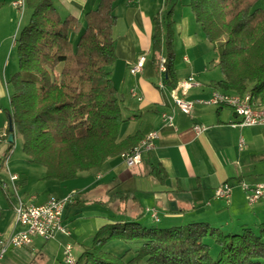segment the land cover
I'll list each match as a JSON object with an SVG mask.
<instances>
[{"label":"trees","instance_id":"obj_1","mask_svg":"<svg viewBox=\"0 0 264 264\" xmlns=\"http://www.w3.org/2000/svg\"><path fill=\"white\" fill-rule=\"evenodd\" d=\"M25 1L31 16L16 36L19 68L8 80L12 85L8 119L22 139L26 160L45 167L44 179L63 181L99 169L146 134L137 130L120 135L127 118L110 68L116 60L114 0H100L83 21L74 15L63 17L54 0ZM190 4L219 52L224 78L216 86L250 93L264 105V9L253 7L254 0H191ZM82 27L73 42L70 32ZM174 35L172 7L163 17L154 16L151 47L157 68L164 58L163 79L172 87L181 83ZM10 133L8 125L0 135V145L7 142L0 154V168L15 148ZM149 155V174L164 182L166 168L152 151ZM136 201L130 190H115L101 201L123 218L100 227L92 242L82 245L76 264H264V220L255 226L244 224L239 232L224 231L205 221L145 225L141 222L144 212L136 208ZM117 239L130 244L123 254L105 249ZM208 239L219 245L215 258Z\"/></svg>","mask_w":264,"mask_h":264},{"label":"crops","instance_id":"obj_2","mask_svg":"<svg viewBox=\"0 0 264 264\" xmlns=\"http://www.w3.org/2000/svg\"><path fill=\"white\" fill-rule=\"evenodd\" d=\"M99 2L54 0L63 17L74 15L80 21ZM190 3L191 0H114L117 16L113 26L116 60L110 68L113 83L122 99L123 115L127 118L122 124L120 135L124 137L137 130L145 134L158 130L156 147L150 151L168 172L164 182L149 174L150 151L136 165L129 166L121 155H116L106 160L99 169L83 171L77 177L63 181L44 179L45 169L39 171L37 165L30 164L24 154L12 161L9 158L14 151L11 154L8 152L0 168V183L8 180L10 172H15L19 175L17 185L26 198L35 195L37 202H44L51 195H72L73 200L67 205L64 214L70 235L59 233L55 239H88L104 224L123 218L122 214L114 215L101 202L115 190L135 193L136 208L144 212L141 220L147 218L143 222L145 225L161 221L158 213L160 209L173 211L165 221L166 226L183 225V221L190 217L193 219L190 222L205 221L212 226L239 232L244 224L255 226L264 220V197L250 204L240 184V181L255 184L264 180V124L233 125L239 116L229 105L196 103L191 113H185L173 104L175 94L196 99L208 97L214 90H223L216 86V82L224 78L219 67L218 49L207 39ZM12 5L0 2V14H3L0 31V135L6 133L10 122L7 109L12 89L8 80L19 68V56L18 65L14 62L11 64V57L7 53L8 40L15 28L18 13ZM172 7L178 78L181 82L193 75L200 82L192 85L186 93L178 85H168L162 77L164 72L154 65L151 58L153 18L156 14L163 17ZM2 9H8L9 12ZM24 10H20L22 14L18 25ZM29 12L31 16V9ZM82 31L83 27L80 31H71V40L76 42ZM143 53H146V62L142 71L131 73L130 66ZM161 79L165 84L163 88L159 86ZM133 88L141 95V99L132 95ZM164 111L174 113L173 125L164 123ZM196 124L206 128L197 131ZM14 136L16 144L19 135L15 131ZM0 147L4 151L7 142L4 140ZM224 182L232 186L230 202L215 194V189ZM4 191L10 197L9 191ZM174 199L176 209L170 205ZM15 204L16 201L11 200L8 205H3L0 198V232L8 234L22 228L15 220ZM249 206L253 211L250 212ZM154 209L158 220L152 215ZM69 219L73 220L72 223L75 220L77 232L69 226ZM81 222H89L90 229L83 230ZM37 239L40 238L34 240L33 247L12 248L34 250ZM76 248L82 250V245L78 244Z\"/></svg>","mask_w":264,"mask_h":264},{"label":"built area","instance_id":"obj_3","mask_svg":"<svg viewBox=\"0 0 264 264\" xmlns=\"http://www.w3.org/2000/svg\"><path fill=\"white\" fill-rule=\"evenodd\" d=\"M15 6L24 9L23 0H17L14 2ZM146 62V53L140 55L137 61L130 66V72H140L142 71ZM162 69L164 72V58L161 59ZM193 83H200L196 80L193 75L182 80V86H178L184 92V86ZM159 85H165L164 81L159 82ZM132 95L138 99H141V95L136 91V89L131 90ZM218 93H226V91H215L211 93L208 97H200L196 99H189L180 94L174 95V105L178 107L181 111L185 113H191L196 103H206L214 105H229L239 116L238 121H234L233 125H260L264 124V114L259 112H254V99L239 98V97H228L227 102L218 101ZM162 118L165 124L173 125L174 113L171 111L162 112ZM206 126L201 124H196L195 129L197 131H202ZM159 133L157 131V136L144 145V147L138 148V151L134 152L125 159L128 165H134L142 162L143 156L146 152L154 149L156 147V139ZM243 139L241 140V145H243ZM17 179L18 175L16 173H11L8 180H3L2 185H8L12 187L17 194ZM240 184L244 191L246 192V198L250 204L258 202L264 197V180L255 184H248L245 181H240ZM215 194L227 202H230L232 197V186L228 182H224L215 189ZM70 200L69 195L63 198L56 196H51L46 202L37 204L34 200L30 199L28 201L18 197V202L15 205L16 211V221L23 225L24 228L12 232L10 234H4L0 232V257L12 247H22L31 245L35 236H41L43 238H49L53 233L57 231H65L63 227V214L68 201ZM153 217L158 220L159 217L154 209L152 211ZM65 253L67 255L66 261L69 263L73 262V254L71 253V247L67 246Z\"/></svg>","mask_w":264,"mask_h":264},{"label":"rangeland","instance_id":"obj_4","mask_svg":"<svg viewBox=\"0 0 264 264\" xmlns=\"http://www.w3.org/2000/svg\"><path fill=\"white\" fill-rule=\"evenodd\" d=\"M15 1H17V0H12V1L11 0H0V2H2V3L5 2V5H7L8 3L13 4L14 6L13 5L12 6L14 7L16 13L18 12L16 14L17 17H16V20H15V28L13 29V31H12V33L10 35V40H8V46L9 47L7 46L8 47L7 53L11 57V64H12V62H14V64L18 65V48H17L18 44H17V42H15V43L13 42L14 41V36H15V38H16V36L19 37L21 29L23 28V26L25 24L28 23V21L30 19V12H29L30 9L26 6V1H25L24 14L22 15V19L20 21V24L18 25V22L20 20L19 17L21 16L20 15V13H21L20 10H22V9L17 7V6H15V4H14ZM253 7H260V8L264 9V0H254V6ZM2 10H4V9H2ZM4 11L9 12L8 9H5ZM2 15L3 14H0V31H1V27H3L2 23H1V20L3 18ZM4 31H5V29L3 30V34H4ZM16 32H17V34L14 35ZM74 39H75V36L73 37V40ZM159 69H160V65H159ZM165 70H166V67H165L164 71ZM10 87L12 89V85L11 84H10ZM227 92H233V91H227ZM254 102L256 103V105L258 104V105L264 106L263 104L259 103L255 99H254ZM14 140H15V136H14ZM21 140L22 139H21L20 136L17 137L15 148H14V150L11 151V153L13 151L14 152L12 153V155L9 158L12 161H14V159H16L18 157V155H23V151H22V147H21ZM129 150H125V151H129ZM125 151H123V152H125ZM2 152H3V149H2V147H0V154H2ZM143 158H144V156H143ZM142 161H143V159H142ZM134 165H136V164H134ZM131 166H133V165H131ZM37 169L39 171H43V169H45V167L37 165ZM11 173H15V172H10V174ZM10 174L8 176H10ZM7 179L9 181V178H7ZM18 179H19V175H18ZM18 179H17V182H18ZM17 187H18V185H17ZM4 190L9 191L10 197L5 195V191ZM51 196H54V195H51ZM66 196H68V195H66ZM18 197H21L22 199H24L26 201L32 199L37 204L44 203L50 198L49 197L44 202H37L35 195H33V196L29 197V198H26V197H24L22 195V192L20 191L19 187H18L17 194H16V192L13 190L12 187L8 188V185H2V182L0 183V198L3 201V205L4 204L8 205V203L11 200L12 201L15 200L16 204H17ZM56 197H58V196H56ZM69 197H70V200L68 201L67 205L69 203H71V201L73 200V197H72L71 194H69ZM59 198H63V197H59ZM172 201H176V200L174 199ZM171 202H170V205H171ZM15 205H14V211H15ZM67 205H66V207H67ZM249 209H250V212L253 211L250 206H249ZM65 211H66V208L64 210V214H65ZM158 213H159V216L161 217V221L160 222H155V224H157L159 226H166L165 221L167 220L169 213H173V211L172 210H168V211L165 210L164 211V210L160 209V211ZM64 214H63V221L62 222H63V227H64L65 231H61V230L57 231V232L53 233L49 238H43L41 236L40 237L39 236H35L34 238H32L33 239V243L31 245L22 246V247H27V248L28 247H33L34 240L36 238H40V239H37L38 243H37L36 248H34V250L33 249H25V248H23V249L9 248L8 249L9 252H7L8 251L7 250L6 251L7 253L5 252L6 255L4 253L5 256L3 255L4 256V257L2 256L3 258L0 257V264H76L77 261H78L79 256L82 253V250H83V248H82V250L77 249L76 246L78 244L79 245H83V244L91 243L92 242L91 238H92L93 234L89 235L88 239H71L70 238L71 236H68L70 239H55L59 233H64L66 235H70V230L68 229V227L66 225L67 223L64 222ZM15 218H16V211H15ZM186 218H188V216H186ZM145 219H147V218H143V220H141V222H145L146 221ZM191 220H193V219H191L189 217V219H186L185 221H183L182 224L183 225H187ZM72 221H73L72 219L68 220V222H70L69 226L73 229L74 232H77L78 229H75V226H74L75 220H74L73 223H72ZM16 223H18V222L16 221ZM80 226H81V228L83 230H87L88 231L90 229V223L89 222H87V223L81 222ZM23 228H24V226L22 225L21 229H23ZM222 228H223L224 231H228V229L226 227H222ZM14 232H17V231H14ZM1 233H3V232H1ZM8 234H10V233H8ZM43 240L45 242L42 244V246H40L41 245L40 243H42ZM67 241H69V242H67ZM208 242L211 244V253H212V256L215 258L217 256V254H218L219 245L217 243H215V241L212 240V239H208ZM74 244H77V245H74ZM67 246L71 247V253L73 254V256L75 258V262L74 263H69V262L66 261L67 255L65 253V250H66ZM128 246H130V244H127L123 240H118L117 239V240H112L108 244H106L105 249H107V250H109V251H111V252H113L115 254H123L126 251ZM22 247H18V248H22ZM16 253H18L19 255L18 254L16 255ZM131 254L132 253L130 252L128 255H131ZM62 256H63V259L61 260Z\"/></svg>","mask_w":264,"mask_h":264},{"label":"bare ground","instance_id":"obj_5","mask_svg":"<svg viewBox=\"0 0 264 264\" xmlns=\"http://www.w3.org/2000/svg\"><path fill=\"white\" fill-rule=\"evenodd\" d=\"M24 2V6H25V0H23ZM16 38L14 36V43L16 42L15 41ZM165 69V67H164ZM160 70L161 72L163 73V69H162V62L160 63ZM133 74H136L137 72H131ZM162 75V74H161ZM163 77V76H162ZM162 81V79L160 80ZM194 84H200V83H193V84H188L186 86H184V93H186L188 91V89L194 85ZM160 87H164L165 85H159ZM181 86H182V81H181ZM215 91H224V90H215ZM212 93H214V91H212ZM227 94H228V97H239V98H247L249 96V99H253L251 94L250 93H244V94H241V93H236V92H227L226 93H218V101L220 102H227ZM173 101H174V96H173ZM174 104V102H173ZM254 112H259V113H262L264 114V106L262 105H256V103L254 104ZM157 131L158 130H152L150 131L147 135H145V137L137 144L135 145L132 149H130L129 151H125V152H122V157L125 159L128 158V156H130L131 154H134V152L138 151V148L140 147H144V145H147V143L150 141V139H153L154 136H157ZM75 262V258H73V262Z\"/></svg>","mask_w":264,"mask_h":264},{"label":"water","instance_id":"obj_6","mask_svg":"<svg viewBox=\"0 0 264 264\" xmlns=\"http://www.w3.org/2000/svg\"><path fill=\"white\" fill-rule=\"evenodd\" d=\"M9 129L11 130V133L9 134V141H13L14 140V131H13L14 126H13V123H12L11 120H10V123H9ZM171 205H172V208L176 209L175 201H172Z\"/></svg>","mask_w":264,"mask_h":264}]
</instances>
